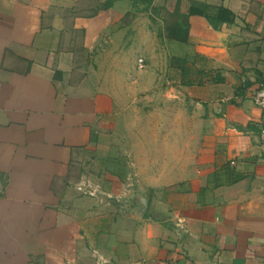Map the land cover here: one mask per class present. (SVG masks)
Returning a JSON list of instances; mask_svg holds the SVG:
<instances>
[{"label": "crops", "instance_id": "1", "mask_svg": "<svg viewBox=\"0 0 264 264\" xmlns=\"http://www.w3.org/2000/svg\"><path fill=\"white\" fill-rule=\"evenodd\" d=\"M192 1L186 43L152 49L129 0H0V264H264V0ZM136 40L175 112L131 110L126 91L157 88L122 74ZM172 56L221 80L183 86Z\"/></svg>", "mask_w": 264, "mask_h": 264}, {"label": "trees", "instance_id": "2", "mask_svg": "<svg viewBox=\"0 0 264 264\" xmlns=\"http://www.w3.org/2000/svg\"><path fill=\"white\" fill-rule=\"evenodd\" d=\"M136 6V10H149L152 21L155 17L159 16L164 22L163 33L164 37L173 42L186 43L188 31L187 29H181V27L176 24L174 19L176 17L186 18L191 15L196 7L203 8L206 10V7L203 5H198L192 0H129ZM110 0H107L104 9L110 8ZM142 5L144 8L139 9V6ZM203 17L207 22L213 27L217 28L220 24L231 23L232 14L225 9H218L214 17L208 15L206 12H203ZM170 19V20H169ZM197 60L203 61L202 58L197 57ZM170 66L177 71L180 84L183 86L191 85H201L203 80H207L211 72L205 71L202 68L199 70H192L191 64L185 58L171 57L169 60ZM212 82H218L221 79L218 76L215 78H209Z\"/></svg>", "mask_w": 264, "mask_h": 264}, {"label": "rangeland", "instance_id": "3", "mask_svg": "<svg viewBox=\"0 0 264 264\" xmlns=\"http://www.w3.org/2000/svg\"><path fill=\"white\" fill-rule=\"evenodd\" d=\"M151 33H152V40H151V47L152 49L155 48V46L160 45V33L163 31L164 28V22L161 20L159 16L155 17V19L151 22ZM142 43V40H136L135 44L137 47L135 48L136 53L133 56H129L128 60L130 62H125L122 65V74L125 76V79H134L137 81L135 85H138V83H142L143 81L147 80L149 78V75L151 74L152 77L157 78V84L156 87L153 86V88L150 90L152 91L151 94H149V91H145L143 86H136L133 91H126V88L123 90L126 91V94L129 95L128 99H130L129 106L132 107L131 110L134 111V113H144V112H153L156 109L162 108L164 111H169V112H175L176 107L174 106V101L170 106H165L163 103V99H165V87L160 85L159 82L164 80L163 74H164V62L165 59L163 56L159 55H153V57H149L148 55L144 56V53L140 50H138V45L139 43ZM175 57V56H172ZM132 59L135 61V67L134 69H131V63ZM141 59L143 61V68L140 69L138 66V60ZM150 63L152 66H149ZM169 88V87H167ZM145 93L149 94L147 96H151L152 101L149 102L147 99H144ZM132 101V102H131ZM172 100H168L170 102ZM148 102V104H147ZM149 105H152L151 107ZM169 107V109H166ZM190 111L189 107H187V103L185 102L184 109L185 111L187 110ZM138 122V121H137ZM143 122V121H142Z\"/></svg>", "mask_w": 264, "mask_h": 264}, {"label": "water", "instance_id": "4", "mask_svg": "<svg viewBox=\"0 0 264 264\" xmlns=\"http://www.w3.org/2000/svg\"><path fill=\"white\" fill-rule=\"evenodd\" d=\"M197 111L199 114H204L203 107H197ZM133 187L135 188V193L132 198V204L134 205L132 212L135 217L142 218L148 208L149 204V191L146 189H142L140 185L135 181L133 183Z\"/></svg>", "mask_w": 264, "mask_h": 264}, {"label": "built area", "instance_id": "5", "mask_svg": "<svg viewBox=\"0 0 264 264\" xmlns=\"http://www.w3.org/2000/svg\"><path fill=\"white\" fill-rule=\"evenodd\" d=\"M138 66L140 69L143 68V61L141 59L138 60ZM254 104L261 110L262 118L260 121V137H261V151L264 155V84L260 85L253 96ZM89 194H95V192Z\"/></svg>", "mask_w": 264, "mask_h": 264}]
</instances>
